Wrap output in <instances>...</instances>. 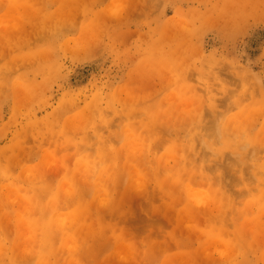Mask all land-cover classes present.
Here are the masks:
<instances>
[{"label": "rangeland", "instance_id": "rangeland-1", "mask_svg": "<svg viewBox=\"0 0 264 264\" xmlns=\"http://www.w3.org/2000/svg\"><path fill=\"white\" fill-rule=\"evenodd\" d=\"M0 264H264V0H0Z\"/></svg>", "mask_w": 264, "mask_h": 264}]
</instances>
